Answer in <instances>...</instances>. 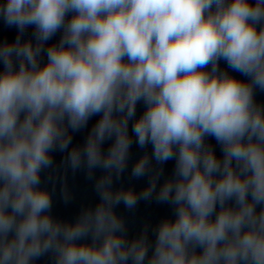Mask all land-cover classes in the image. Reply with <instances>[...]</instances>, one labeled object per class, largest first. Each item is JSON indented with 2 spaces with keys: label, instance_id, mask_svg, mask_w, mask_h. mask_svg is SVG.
I'll list each match as a JSON object with an SVG mask.
<instances>
[{
  "label": "clouds",
  "instance_id": "1",
  "mask_svg": "<svg viewBox=\"0 0 264 264\" xmlns=\"http://www.w3.org/2000/svg\"><path fill=\"white\" fill-rule=\"evenodd\" d=\"M0 20V264H264V0H0ZM134 144L139 192L114 187ZM57 151L99 197L74 222L41 186ZM141 200L173 209L154 241L115 211Z\"/></svg>",
  "mask_w": 264,
  "mask_h": 264
},
{
  "label": "water",
  "instance_id": "2",
  "mask_svg": "<svg viewBox=\"0 0 264 264\" xmlns=\"http://www.w3.org/2000/svg\"><path fill=\"white\" fill-rule=\"evenodd\" d=\"M29 32H31V29H29ZM15 35H16V29L6 27L3 21L0 20V41H3L5 39L11 41L15 38ZM58 37H59V34H57V37H54L53 41H50V43L55 42V40H57Z\"/></svg>",
  "mask_w": 264,
  "mask_h": 264
}]
</instances>
